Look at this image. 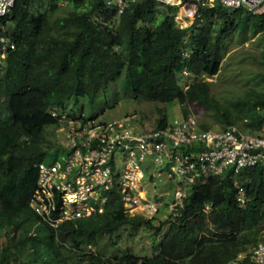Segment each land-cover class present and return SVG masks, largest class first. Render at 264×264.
<instances>
[{"label":"trees","instance_id":"1","mask_svg":"<svg viewBox=\"0 0 264 264\" xmlns=\"http://www.w3.org/2000/svg\"><path fill=\"white\" fill-rule=\"evenodd\" d=\"M196 2L188 26L177 19L182 3L161 0H127L121 12L108 0H15L0 17V36L15 45L4 53L0 46V264H260L251 248L264 242L263 167L200 176L181 212L158 223L125 211L116 192L102 213L56 226L31 206L38 164L64 152L59 117H86L69 110V101L88 97L94 104L122 76L135 100L178 104L182 116L197 112L192 105L212 109L218 129L262 127L264 88L224 105L204 76L219 72L235 30H264V14L242 15L221 0ZM187 74L195 79L185 84ZM167 121L160 106L156 126ZM142 226L159 237L154 254L100 249L101 236Z\"/></svg>","mask_w":264,"mask_h":264},{"label":"built area","instance_id":"2","mask_svg":"<svg viewBox=\"0 0 264 264\" xmlns=\"http://www.w3.org/2000/svg\"><path fill=\"white\" fill-rule=\"evenodd\" d=\"M183 1L178 2L182 3L178 21L183 20V13L195 19L197 2ZM221 2L228 8L264 14V0ZM108 3H115L121 12L127 0ZM14 4L15 0H0V17ZM0 46L4 53L15 45L2 35ZM59 120L64 130L60 139L64 152L53 162L38 164L37 188L31 200L34 210L54 226L65 219L102 213L111 192L119 194L125 211L131 214L154 217L166 207L177 215L200 176L228 172L238 176L253 167L264 168V123L257 131L238 124L224 129L203 128L193 113L148 129L138 128L128 117L101 121L62 114ZM158 181L176 182L171 198L168 192L146 189L147 185L158 186ZM239 193L244 202L242 188ZM251 254L264 264V242L254 245Z\"/></svg>","mask_w":264,"mask_h":264},{"label":"rangeland","instance_id":"3","mask_svg":"<svg viewBox=\"0 0 264 264\" xmlns=\"http://www.w3.org/2000/svg\"><path fill=\"white\" fill-rule=\"evenodd\" d=\"M178 3L182 0H169ZM196 1V0H195ZM209 3L213 0H208ZM165 2V1H164ZM36 4V2H34ZM62 6H66L65 1H60ZM234 9V8H233ZM246 8H242L241 14L246 13ZM58 13H64L62 8L57 9ZM255 13V12H254ZM258 14V13H256ZM177 19H179L177 17ZM194 18L186 17L183 13L181 24L187 26L192 24ZM264 30L253 27L246 33H241L239 29L235 30L227 38V47L223 57L222 65L218 73L213 76H204L209 81L211 93L224 105H230L232 101L242 99L247 93L261 90L264 88ZM194 76L187 74L184 83L188 84L194 81ZM165 106V115L167 120L174 121L182 116L181 107L178 104H163L149 100L133 99V94L129 90L124 77L111 84L107 89L100 92L92 104L88 97H80L78 104L74 100L68 103V109L87 118L95 117L98 120H113L117 118H126L138 128H153L156 126L159 107ZM197 112L194 114L200 123L206 121L219 128V123L213 115V110L202 106H195ZM191 108V106H189ZM247 130L242 124H238ZM53 127L49 126L48 130ZM58 139H62L64 130L60 127L56 129ZM60 152L59 157L61 156ZM238 180V179H237ZM147 184V183H146ZM176 182L158 181V186L147 185L146 189L158 194H168L171 198L175 190ZM149 188V189H148ZM145 195V190L142 191ZM170 212L166 207L161 208L160 212L154 217L153 221L158 223L162 217H167ZM152 228L140 227L138 229L126 228L121 236L103 235L100 237L101 250L105 254H119L132 250L135 254L144 256L152 255L158 249L159 237L156 239L152 235ZM115 241V244L112 243ZM95 246L93 250H95Z\"/></svg>","mask_w":264,"mask_h":264}]
</instances>
